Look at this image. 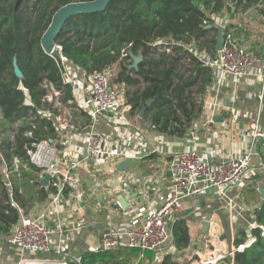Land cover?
<instances>
[{
  "label": "trees",
  "instance_id": "trees-1",
  "mask_svg": "<svg viewBox=\"0 0 264 264\" xmlns=\"http://www.w3.org/2000/svg\"><path fill=\"white\" fill-rule=\"evenodd\" d=\"M93 1L0 0L1 133L11 131V126L26 119L30 111L48 107L44 102L48 93L45 83L62 91L64 101L74 98L75 87L63 84L55 60L58 56L47 55L41 39L60 8L70 3ZM262 1L234 0L233 14L249 16L253 11L258 12ZM228 3L229 0H112L104 12L69 18L55 44L68 58L77 77L103 73L118 65L111 83L127 88L125 98L131 108L129 115H139L147 107L143 121L149 122L157 133L183 139L201 119L205 96L215 79L214 70L204 58L218 54L219 28L213 17L221 14ZM242 32L243 28L230 25L224 29V38L231 34L239 43ZM131 53L143 58L138 71L129 68ZM15 59L23 73L22 78L14 73ZM148 101H152L149 106ZM21 126L14 153L25 157L23 144L27 140L22 134L31 126L30 122H23ZM35 132L41 138L55 133L50 124L42 121ZM27 167L29 171L23 173L22 179L13 182L14 188H24V196L18 197L22 207L38 201L35 186L29 183L38 169L30 163ZM262 182L264 176L254 177L245 189L246 195H260L259 188L264 187ZM44 194L45 190H41L40 195ZM26 196L29 199H24ZM249 213L256 224L251 230L255 242L244 251L236 252L235 264H264L261 229L264 227V201ZM18 219V210L12 204L0 201V235L7 236ZM172 231L175 251L167 254L161 264H179L173 259L192 244L185 219L177 220ZM247 240L246 230L239 229L234 245L238 247ZM137 255L138 251L134 249L88 252L82 256V264H133Z\"/></svg>",
  "mask_w": 264,
  "mask_h": 264
},
{
  "label": "built area",
  "instance_id": "built-area-1",
  "mask_svg": "<svg viewBox=\"0 0 264 264\" xmlns=\"http://www.w3.org/2000/svg\"><path fill=\"white\" fill-rule=\"evenodd\" d=\"M56 48L60 54L55 60L60 68L63 84L75 87L74 98L64 101L62 91L56 90L51 83H45L48 93L44 102L48 107L36 112L30 111L26 119L11 126V131L6 134L0 132V201L12 204L19 214L17 223L3 239L20 253H63L61 246L54 247L52 238L55 233L61 235L65 231L67 224L66 219L62 218V213L66 206L72 207L71 219L77 217L80 220L78 217H83L82 205L90 200L84 171L89 173L87 180L91 181L90 187L95 190L94 199L100 196L115 212H125L121 197L130 203L123 194L130 188L133 175L129 173L133 170L120 172L118 178L116 175L111 180L101 168L108 163L114 172V165L118 161L131 159L127 154L108 148L113 144V137H118L122 129L128 126V122L123 127L113 125L116 128L113 132L111 130L110 136L99 129L100 125L114 122L116 118L123 116L125 109L130 110V106H126L119 87L112 85L109 70L77 77L78 73L70 65L68 58L61 54V48ZM204 61L214 70L215 81L221 82L229 75L238 79L252 77L257 80L260 84L257 98L262 104L264 56H259L252 48L241 46L229 34L224 38L222 51L215 57L206 56ZM86 120H89V123H86ZM40 121L52 126L55 132L53 136H36L35 131ZM23 122H30L31 126V129L22 134L27 140L23 144L25 157L14 153L16 135ZM208 123H214L212 118ZM247 139L249 146L240 157L231 158L215 166L206 155L197 150L174 154L170 163L172 183L168 196L158 197L161 201L159 207L138 209L137 214L128 222L104 232L96 252L134 249L138 251L134 264H143L147 253H156L168 245L171 247L173 225L177 220L184 219L182 214L188 199L202 197L208 192L225 197L230 189H243L247 186L246 173L253 156L259 153L258 144L264 143V129L260 127L258 120L252 122ZM74 142L84 146L85 153L82 158H68V151ZM9 144H13L10 149L7 148ZM27 163L38 169L36 176L29 181L35 186V197L38 201L22 207L18 197L24 196V188H14L13 182L20 181L23 173L29 171ZM261 169L264 170V160ZM47 174L51 175V179L48 186L44 187L41 182ZM125 174L128 182L121 177ZM41 190H45L46 195H40ZM194 216L198 217L200 214L195 212ZM255 227L256 224H252L251 230ZM261 229L264 236V227ZM247 236L245 244L233 247L227 252L214 248L209 256L206 255L198 261L193 260L191 264H235L236 252L244 251L255 242L252 234ZM82 258L80 256L69 262L70 257L66 255L61 264H82ZM14 264L53 263L22 259Z\"/></svg>",
  "mask_w": 264,
  "mask_h": 264
},
{
  "label": "crops",
  "instance_id": "crops-1",
  "mask_svg": "<svg viewBox=\"0 0 264 264\" xmlns=\"http://www.w3.org/2000/svg\"><path fill=\"white\" fill-rule=\"evenodd\" d=\"M233 3L234 0H229L227 8L213 17L215 25L218 28L230 25L243 28L239 44L248 49L252 48L257 54L264 56V0L258 12L253 11L246 17L244 14H233ZM123 89L127 88L121 87V90ZM259 93L260 84L252 77L238 79L229 75L221 82L214 79L205 96L201 119L183 139L157 133L149 122L142 120L144 116L129 115L130 110L125 109L128 126L122 129L118 137L112 136L113 144L108 148L127 154L135 164L134 172L129 173L133 177L126 193L132 200L124 196L132 206L128 207L130 203H127L125 212H115L100 196L94 199V188L87 186L90 200L82 205L83 217H78L80 220L77 217L71 219L72 207L66 206L62 213V218L66 219L67 224L65 231L61 235L55 233L52 238L54 247L63 248L62 254L54 251L36 256L20 253L5 242L3 239L5 236L0 235V264H14L22 259L61 264L65 261L66 255L70 257L68 261L72 262L74 258L88 252H96L104 232L128 222L137 214L138 209L160 206L161 201L158 197H166L170 192L172 183L170 163L176 153L197 150L206 155L214 166L231 158L240 157L249 146L247 136L252 122L258 120L260 127L264 129V100L261 104L257 98ZM123 98L127 106L125 95ZM219 116L223 121H219L218 124L208 123L210 118L213 120ZM113 130L114 126L112 132ZM112 132L108 135L110 136ZM258 150V155L253 156L246 173L247 185L254 177L264 176V170L261 169L264 143L258 144ZM84 153V146L74 142L68 151V158H82ZM101 168L107 172L109 179L113 180L116 175L118 178V172L115 169L113 172L108 163ZM83 173L88 179L89 173L87 171ZM245 189L247 186L243 189L232 188L225 197L208 192L202 197L190 198L185 202V211L182 215L188 223L192 244L186 251L175 256L173 259L175 262L191 264L193 260L198 261L206 255L209 256L211 248L227 252L235 247L234 241L238 230L245 229L246 233L251 230L253 215L249 212L253 210L250 208L262 201L261 194L246 195ZM31 190L29 186L28 191ZM24 199L29 197L26 196ZM195 212L200 216H194ZM206 221L209 224L204 232ZM174 251V246L168 245L150 255L151 258L147 255V260L149 264H161L164 257ZM136 259L133 264L136 263ZM143 264H146V261Z\"/></svg>",
  "mask_w": 264,
  "mask_h": 264
},
{
  "label": "water",
  "instance_id": "water-1",
  "mask_svg": "<svg viewBox=\"0 0 264 264\" xmlns=\"http://www.w3.org/2000/svg\"><path fill=\"white\" fill-rule=\"evenodd\" d=\"M112 0H95L93 2H76V3H70L68 5L63 6L60 8L53 16L52 22L50 26L48 27L47 31L43 34L42 39H41V46L45 53L47 55H56L58 56L60 54L59 50L56 48L55 40L56 38L61 34L65 23L67 20L73 16H80V15H89V14H94V13H100L104 12L110 2ZM211 26H208L210 28ZM224 27L220 26L218 30V35L216 38V51L220 52L223 49L224 46ZM130 57L132 59V64L129 66L131 70H136L138 71L139 65L142 62L143 58L142 56L134 55L133 53L130 54ZM13 66H14V73L18 78L23 77V73L19 69L17 65L16 59L13 61ZM152 101L147 102V106L151 105ZM147 107H144L141 112L140 116L143 117L145 112H146ZM214 123L218 124L219 121H223V119L219 117H215ZM115 170L117 172H126L129 170H134L135 164L133 163L132 159H125L124 161L118 162L115 165ZM51 179V175L47 174L46 178L41 182V184L46 187L49 184V181ZM85 183L88 187H90L91 182L89 180H85ZM259 192L261 194V200L264 201V187L259 188ZM136 198V196H134ZM121 203L123 207L127 206V201L123 197H121ZM260 203L255 205L254 207L250 208L251 210L259 208ZM255 221L252 220V224H254ZM208 222L206 221L204 223V228L203 231L205 232L206 227L208 226ZM247 234H251V230L247 231ZM174 244V237L171 242V247ZM220 264H226V263H220Z\"/></svg>",
  "mask_w": 264,
  "mask_h": 264
},
{
  "label": "rangeland",
  "instance_id": "rangeland-1",
  "mask_svg": "<svg viewBox=\"0 0 264 264\" xmlns=\"http://www.w3.org/2000/svg\"><path fill=\"white\" fill-rule=\"evenodd\" d=\"M118 69H119V66L118 65H115V66H113L110 70H109V72H110V78H112V76H114V75H116L117 74V71H118ZM113 81V80H112ZM113 83V82H112ZM119 87V86H118ZM119 90L122 92V94L123 95H125V92H126V90L124 91V89L123 90H121V88L119 87ZM125 106V105H124ZM127 118L128 117H126V114L124 113L123 114V116H121V117H119V118H116L115 119V121L114 122H111V123H104L105 125H100L99 126V129H100V131L101 132H104V133H106V134H109L110 132H111V130H112V128H113V125L114 126H121V127H123L124 125H125V123H127V122H129L128 120H127ZM116 128V127H115ZM114 128V129H115ZM118 173H120V172H118ZM121 177L126 181V182H128V177H127V175L125 174V175H121ZM123 196H127L128 198H130V196L128 195V194H124ZM130 200H132L131 198H130ZM229 239V238H228ZM11 247V246H10ZM13 248V247H12ZM211 250L213 251V248H211ZM37 254H47V253H34V254H30V256H36ZM153 253H147V255L149 256V258H151V256L150 255H152ZM146 264H149V261L147 260V258H146Z\"/></svg>",
  "mask_w": 264,
  "mask_h": 264
}]
</instances>
